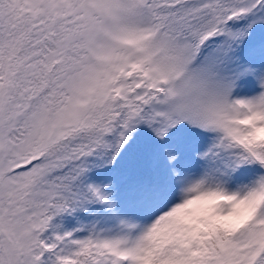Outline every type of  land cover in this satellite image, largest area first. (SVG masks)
Returning <instances> with one entry per match:
<instances>
[{
	"label": "snow or ice",
	"instance_id": "1",
	"mask_svg": "<svg viewBox=\"0 0 264 264\" xmlns=\"http://www.w3.org/2000/svg\"><path fill=\"white\" fill-rule=\"evenodd\" d=\"M0 264H264V0H0Z\"/></svg>",
	"mask_w": 264,
	"mask_h": 264
}]
</instances>
